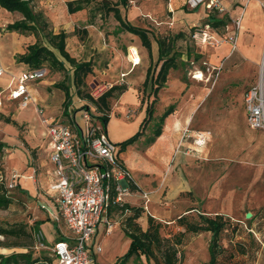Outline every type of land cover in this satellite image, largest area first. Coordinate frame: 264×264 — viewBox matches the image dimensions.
I'll use <instances>...</instances> for the list:
<instances>
[{"label": "rangeland", "instance_id": "374dc122", "mask_svg": "<svg viewBox=\"0 0 264 264\" xmlns=\"http://www.w3.org/2000/svg\"><path fill=\"white\" fill-rule=\"evenodd\" d=\"M69 1L72 0H35L32 5L35 12L44 15L47 22L45 32H66L67 51L78 62H91L92 71L84 76V84L76 85L69 65L62 72L52 71L46 66L44 79L28 83L34 102L45 106L48 117L66 122L65 88L56 87L62 84L72 97L71 116L77 113L80 125H84L82 113L87 111L95 119L105 113L110 119L122 120L124 127L118 128L117 135H114L112 125L109 126L113 141H120L118 138L124 130L138 127L132 136L141 132L139 140L125 150L117 145V153L139 184H143V173L148 170L159 178L152 182L155 178L151 179L149 186L143 187V192L150 197L149 210L144 209V203L139 199L132 200L129 205L143 208L137 221L143 229H147V219L152 216L161 223L163 238L175 241L183 233L182 245L178 247L180 264H208L210 261L212 234L189 233L178 223L183 215L189 222H198L201 214L223 215L229 220L219 241L218 264H258L263 235L260 226L263 222L259 215L264 209V132L249 127L244 97L261 76L264 80V32L259 31L256 24L250 27L246 24L247 11L255 2L260 10L257 16L264 22V0H220L222 11L209 10L204 3L193 8L189 0H128L127 9L120 6L122 16L148 32L154 50L150 55L137 39L138 46L142 45L145 62L131 78L122 77L121 70L115 67L123 66L120 62L126 59L128 47L133 43L136 45L135 39H129L125 32L120 31L113 13L106 14L103 0H90L83 11L75 14L68 13L66 4ZM108 1L114 6L119 0ZM194 9L197 11H192ZM214 13L219 18L230 16L228 25L219 28L209 25L206 29ZM22 18L19 12H9L0 7V61L8 66L9 69L4 68L9 75L25 68L17 62L18 54L36 41L46 43L44 32L36 37L33 31L7 30L9 24ZM239 20L240 27L237 25ZM201 29L211 31L218 45H203L194 39V32ZM176 35L182 36L176 41V51L181 54L178 55L177 69L170 71L166 86L155 95L151 83L143 86L144 80L141 79L148 65L152 66L154 77L160 68L157 65V39ZM233 35L237 37L236 48L229 41ZM132 58H136L134 52ZM114 60V70L108 71ZM199 72L202 80L195 79ZM138 77L140 81L136 79ZM9 80L10 77L4 75L0 79V88L6 89L3 87H7ZM113 86L126 87L130 93L122 101L116 92L115 97L109 99L108 110H100L87 97L88 94L93 98L99 97ZM132 94L135 104L129 99ZM35 103L23 109L14 102L5 101L0 109V141L7 144L0 158V176L12 201L8 208L0 209V227H24L27 233L31 232L36 218L47 214L43 209L47 171L52 168V178H56L49 159L51 142ZM172 105L175 112L162 123L164 134L156 138L157 143H152L151 138L161 117ZM147 110L152 111L151 116ZM146 116L148 120L142 125ZM6 118L15 123H6ZM95 124L105 131L101 119ZM183 129L188 130L190 136H181L179 142L177 138L179 146L174 150L173 134H182ZM14 176L19 178L20 185L16 179V186L11 189L9 186L14 184ZM176 185L179 188L173 190ZM248 213L252 214L249 219ZM129 215V212L114 214L110 218L122 236L124 222ZM39 223L40 227L43 224L47 238L50 241L55 239L56 221L45 217ZM59 229L69 233L63 221L59 223ZM117 230L108 242L102 239L104 251L98 256L99 264H113L118 255L129 251L130 242L125 250L128 240L120 242ZM103 236L100 233L99 238ZM16 242L32 243L22 231L18 239L0 236V244ZM33 247L36 258L45 253ZM0 249L7 250L0 251L2 254L26 250L3 246ZM139 262V258L133 256L126 264ZM140 264L149 263L143 257Z\"/></svg>", "mask_w": 264, "mask_h": 264}, {"label": "built area", "instance_id": "2783aa9c", "mask_svg": "<svg viewBox=\"0 0 264 264\" xmlns=\"http://www.w3.org/2000/svg\"><path fill=\"white\" fill-rule=\"evenodd\" d=\"M188 3L193 8L204 3L209 10L222 11L220 0H189ZM240 24L239 20L237 25L240 27ZM193 38L203 45H218L208 30H196ZM229 41L236 48L237 37L233 35ZM132 60L136 65V60ZM4 72L0 63V78ZM46 75V68H28L13 75L8 88L0 92V108L5 101L17 103L23 109L35 103L28 83L42 80ZM99 97L94 96V99ZM244 103L249 127L264 132L263 76L245 93ZM35 104L51 142L49 159L56 178L50 190L56 196L59 216L70 232L69 238L49 246L44 231L39 229L34 232L35 248L50 254L53 264H98L96 255L102 252V247L94 244V237L99 225L105 223L106 233L113 232L115 223L109 217L110 206L112 203L125 204L137 184L119 161L117 144L95 124V117L88 111L82 113L84 125L76 120L71 124L46 116L44 109ZM188 133L185 130L183 137H188ZM14 177V184L9 186L11 189L16 186L17 178ZM140 197L144 206L149 203L148 193L142 192Z\"/></svg>", "mask_w": 264, "mask_h": 264}, {"label": "trees", "instance_id": "16d2710c", "mask_svg": "<svg viewBox=\"0 0 264 264\" xmlns=\"http://www.w3.org/2000/svg\"><path fill=\"white\" fill-rule=\"evenodd\" d=\"M35 0H0V7L9 11V12H19L22 15V20L15 23L9 24L7 27L8 31H33L35 36L38 37L40 32H44V38L46 43L42 44L36 41L33 44H30L26 50L16 56L18 63H23L28 66L29 69H42L49 67L52 71H66L67 65L73 69V79L76 85L84 84V76L88 75L92 71L91 62H78L76 58L72 57L66 49V41L68 34L64 31L55 34L53 32L46 33L47 22L44 18V15L41 12H35L32 3ZM128 0H119L114 6H111V2L108 0L102 1V6L105 8L106 14L113 13L114 18L119 22L120 31L128 32L138 36L142 42V45L148 49L151 55L152 43L148 36V32L138 26H135L128 22L123 16L120 9L122 6L124 9L128 8ZM90 3V0H72L67 2V10L69 14H75L83 11L87 4ZM195 12V11H194ZM230 21V16L225 15L219 18L215 13L211 14L210 20H208L207 25L212 26L213 28H219L221 26H227ZM182 36L176 35L171 37H164L157 39L159 46V56L157 65H160V68L154 77L153 68L150 66L147 71L146 79L143 83V86H148L151 83L154 94L157 95L159 91L166 86L168 75L172 69H177V60L179 54L176 51V41ZM57 88L64 89L66 94V101L64 102L65 106V116L68 119L72 118L68 111L71 106L72 97L70 91L65 85L58 84ZM2 89L0 88V92ZM127 91L126 87L113 86L106 92H104L98 99H94L91 95L88 94L87 97L95 104L96 107H99L100 110H108L109 99L114 98L116 92L119 93V96L124 94ZM87 106H85L86 108ZM151 113V110H147ZM175 112V106H170L163 116L160 119V124L155 130L151 142L154 143L156 138L162 134V123L165 118L170 114ZM97 119H101L104 122L105 127L109 124L110 117L108 114L103 113V115ZM148 118H145V121L142 122L144 125L147 122ZM6 123H15L13 120L6 118ZM141 132H138L131 138L120 143L119 145L125 150L129 146L134 145L140 138ZM7 147V144L0 141V158L4 152V149ZM124 166V164L122 163ZM21 190V189H20ZM8 188L5 187V184L2 181V176H0V209H6L12 203L11 198L8 196ZM25 192V190H21ZM143 208H134L128 203L119 204L112 203L109 209V217L111 218L114 214H125L127 212L131 213L125 222H124V233L131 240V246L129 251L117 260L116 264H126L130 258L136 256L139 258L141 263L142 258L145 257L147 263L151 264H180L181 259L179 255L178 247L182 245V234L175 239V241L168 238H163L161 236L160 230L162 228L161 223L155 220L152 216H149L147 219L148 227L146 230L138 224V220L141 218V213ZM262 219V233L264 229V209L260 213ZM228 219L223 215L208 216L201 214L199 216L198 222H189L185 215L181 216L178 219L180 226L185 227L186 231L189 233H202L209 232L212 234V238L209 244L210 252V261L208 264H218V247L219 241L221 239L222 233L226 230L228 225ZM259 226V227H260ZM40 229V223H35L31 232L27 233L24 229L13 227V228H4L0 227V236L5 238L16 237L18 239L21 235V231L26 233L28 238L31 240V244H21L16 242L12 245H4L3 243L0 246L4 248H24L26 250L22 252H12L10 254L0 253V264H53L54 259L46 251L40 257L34 256V232ZM34 243V244H33ZM262 245V243H261ZM40 251V250H39ZM260 251V250H259ZM138 264V263H136Z\"/></svg>", "mask_w": 264, "mask_h": 264}, {"label": "crops", "instance_id": "0c3cea01", "mask_svg": "<svg viewBox=\"0 0 264 264\" xmlns=\"http://www.w3.org/2000/svg\"><path fill=\"white\" fill-rule=\"evenodd\" d=\"M178 1V0H177ZM176 1V2H177ZM192 11H197V9H194V10H192ZM248 13H249V15H248V18H247V22H246V24H249V26L248 27H250V25H252V24H256V25H258V29H259V31L261 30L262 32H264V22H261L260 21V18H259V16H257V14H259V12H260V10H259V4L258 3H252L251 5H250V7H249V9H248V11H247ZM245 20H243V22H244ZM208 27V28H207ZM242 28H243V26H242ZM206 29H209V25H207L206 26ZM210 34H211V31H208ZM126 33V35L127 36H129L130 38L129 39H135V44L136 45H134V43H133V45H131V46H129L128 47V55L127 56H125V60L124 61H122V62H120V63H122V65L123 66H121L120 64L117 66V68L115 67L116 66V61L114 60L113 61V63H111V65H110V69L108 70V71H111V70H114V67H115V69H117V70H121L120 72V74L121 75H125V77H130L133 73H135V71L138 69V68H140L141 67V65L143 64L144 65V62H145V57H144V54L142 53V50H141V46H138L139 45V42L137 41V39H140L138 36H136V35H134V34H131V33H128V32H125ZM149 36V35H148ZM157 42V41H156ZM134 49V51H132ZM152 50H153V48L151 49V52H152ZM154 51V50H153ZM135 53V60H136V62H137V64L136 65H133V58H132V53ZM157 52H158V56H159V46H158V43H157ZM153 55H154V52H153ZM157 61H158V59H157ZM2 62V67L4 68V67H6V68H8V66H6L4 63H3V61H0V63ZM21 65H24V69H20L21 71H25V70H27L28 69V66L27 65H25V64H23V63H21ZM142 65V66H143ZM121 67V68H120ZM150 66L148 65L147 67H146V71H144L145 72V74H144V77H143V79H141V80H144L145 81V79H146V76H147V71H148V68H149ZM9 69V68H8ZM123 70H125V71H123ZM4 75H8L9 77H10V80H9V82L7 83V87H3V88H8V86L10 85V83H11V78H12V76L13 75H17L19 72H21V71H19L18 73H16V74H13V75H9V73L7 72V70L4 68ZM4 75L0 78V79H2L3 77H4ZM132 77V76H131ZM130 77V78H131ZM140 77V76H139ZM136 78V79H139V81H140V78ZM144 83V82H143ZM3 86V85H2ZM128 90V89H127ZM129 93H130V91H127V92H125L124 94H122L121 95V99H122V101L125 99V97H127V95H129ZM129 99L131 100V102L133 103V104H135L136 103V99H135V96L132 94V96H130L129 97ZM8 102V101H7ZM43 109H44V111H45V106H43L42 104H40V103H38ZM16 105H18L17 103H16ZM18 107H19V105H18ZM1 109V108H0ZM68 111H69V113H70V116H71V114H72V112H73V110H72V107H69V109H68ZM45 114H46V111H45ZM47 116V115H46ZM50 117V116H49ZM72 118H70V119H68L66 122L65 121H63V120H61L62 122H65V123H71V124H73L74 122H75V120L78 122V120H77V113H75V115L74 116H71ZM147 117V116H146ZM145 117V118H146ZM55 119V118H54ZM55 120H57V119H55ZM96 120H98V119H96ZM58 121H60V120H58ZM110 125H112V131H113V133H114V135H117L116 133H117V131H118V128H120V127H124L123 125V123H122V120H119V119H117L116 118V120H115V118H111L110 119V121H109V124L105 127V133H106V135H108V137L111 139V137H110V135H109V126ZM138 126V125H137ZM183 127L182 128H184V125H182ZM186 126V125H185ZM130 127V126H129ZM136 129H138V127H135L134 129H131V128H129V129H127V130H124L123 132H122V134H121V136L118 138V139H120V141H113L112 139V141L114 142V143H116L117 145H119L120 143L119 142H124V141H126L127 139H129V138H131L132 137V134L136 131ZM186 129H183L182 130V134H179V132L178 133H175V134H173V137L175 138L174 139V142L176 143L177 142V138H179L178 139V142H179V140H180V138H181V136H183V133H184V131H185ZM255 131H257V130H255ZM164 134V131L162 132V134H161V136ZM190 136V135H189ZM187 138V137H186ZM157 141H158V139H157ZM157 141L155 142V143H157ZM196 143L198 144V145H202V144H200L198 141H196ZM202 143V142H201ZM132 146H134V145H132ZM179 146V144L177 145V143H176V145H174V150H175V148H177ZM130 148H131V146H129ZM150 147H148L147 148V150L149 149ZM199 149V148H198ZM48 150H49V155H50V151H51V147H49L48 148ZM118 159H119V161L121 162V163H123L124 164V166L129 170V172L132 174V172H131V170L129 169V167L126 165V163L121 159V156H120V153H118ZM151 173H153L152 172V170H148L146 173H143V176L145 177L144 179H143V184L141 185V184H139L136 180H135V178L133 177V179H134V181L136 182V186H134L133 187V191H134V193H133V195L132 196H129V197H127L126 199H125V203H130L132 200H135V199H139V200H141V197H140V194L143 192V187H148L149 186V183H150V180L151 179H153V178H155V179H153V180H151V182L152 181H154V180H157L159 177L156 175V174H151ZM52 174H53V171H52V168L51 169H49L48 171H47V177H46V186H47V188L45 189V192H44V196H43V199H44V204H43V209L44 210H46V212H47V214L45 215V216H41L40 218H36V221H35V223L37 222V223H39V222H41V221H44V219H45V217H46V219L47 220H50V221H53L54 222V220L56 221V224H58V226H57V228H56V232H55V239H53L52 241H50V239H48L47 238V236H46V242H47V244L49 245V246H52V245H54L56 242H58V241H60V240H65V239H67V238H69V236H70V232L69 233H64V232H61L60 231V229H59V223L62 221L61 220V218H60V216H59V213H60V211H59V208H58V204H57V199H56V196H55V194L50 190V186L53 184V182L55 181V179H53L52 178ZM55 174V173H54ZM132 176H133V174H132ZM19 180V178L17 179V181ZM18 183H19V185H20V182L18 181ZM17 183V184H18ZM178 185H176V186H174V189L173 190H175V189H177V188H179V186L177 187ZM26 189V188H25ZM27 191H29L28 190V188L26 189ZM33 192V191H32ZM249 192H251V188L249 189ZM150 202V201H149ZM45 207V208H44ZM144 208H145V210H149L150 209V204H147V205H145V206H143ZM248 214H251V213H248ZM252 215V214H251ZM255 215V214H254ZM42 227H44L43 226V224L41 225ZM42 227H40V229H42L43 230V228ZM117 230V228H116V226H115V228H114V230H113V232L111 233V234H107L106 233V225H105V223H102V224H100L99 225V228H98V231H97V233H96V235H95V237H94V244L95 245H100L101 247H102V245H101V242H102V239H103V241L104 242H108L111 238V235L114 233V231H116ZM145 230V229H144ZM117 232L119 233V235L117 236L118 237V240L120 241V242H126V240H128L127 241V244H126V246H125V250H127V247L129 246V242H130V246H131V240L125 235V233H123V236L120 234V232L117 230ZM100 233H103V237H101V238H99V236H100ZM46 235V234H45ZM123 239V240H122ZM261 243H262V247H261V249H260V251H259V260H258V264H264V229H263V235H262V240H261ZM130 246H129V248H130ZM124 250V251H125ZM0 251L1 252H6L7 250L6 249H0ZM103 251H104V248L102 247V252H100V253H97V255H96V257H97V263L99 264V262H98V256L101 254V253H103ZM126 252V251H125ZM124 254V253H123ZM124 255H118V257H116V260H119L121 257H123ZM115 260V261H116ZM117 262V261H116ZM116 262H114L113 264H116Z\"/></svg>", "mask_w": 264, "mask_h": 264}, {"label": "bare ground", "instance_id": "6f19581e", "mask_svg": "<svg viewBox=\"0 0 264 264\" xmlns=\"http://www.w3.org/2000/svg\"><path fill=\"white\" fill-rule=\"evenodd\" d=\"M195 79L202 80V79H203L202 74L199 72V73L195 76Z\"/></svg>", "mask_w": 264, "mask_h": 264}, {"label": "water", "instance_id": "95a60500", "mask_svg": "<svg viewBox=\"0 0 264 264\" xmlns=\"http://www.w3.org/2000/svg\"><path fill=\"white\" fill-rule=\"evenodd\" d=\"M251 216H252L251 214H247V218H248V219L251 218Z\"/></svg>", "mask_w": 264, "mask_h": 264}]
</instances>
